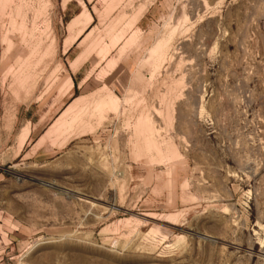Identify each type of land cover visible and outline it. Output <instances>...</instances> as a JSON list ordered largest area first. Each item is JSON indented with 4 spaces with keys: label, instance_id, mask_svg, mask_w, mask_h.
I'll return each instance as SVG.
<instances>
[{
    "label": "rangeland",
    "instance_id": "374dc122",
    "mask_svg": "<svg viewBox=\"0 0 264 264\" xmlns=\"http://www.w3.org/2000/svg\"><path fill=\"white\" fill-rule=\"evenodd\" d=\"M0 264H264V0H0Z\"/></svg>",
    "mask_w": 264,
    "mask_h": 264
},
{
    "label": "bare ground",
    "instance_id": "6f19581e",
    "mask_svg": "<svg viewBox=\"0 0 264 264\" xmlns=\"http://www.w3.org/2000/svg\"><path fill=\"white\" fill-rule=\"evenodd\" d=\"M146 12V11H145ZM75 62V61H74ZM74 62L72 63V65L74 64ZM73 86V85H72Z\"/></svg>",
    "mask_w": 264,
    "mask_h": 264
}]
</instances>
